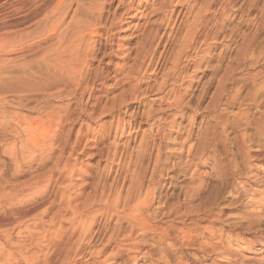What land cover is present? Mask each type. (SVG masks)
Instances as JSON below:
<instances>
[{"label":"rangeland","instance_id":"1","mask_svg":"<svg viewBox=\"0 0 264 264\" xmlns=\"http://www.w3.org/2000/svg\"><path fill=\"white\" fill-rule=\"evenodd\" d=\"M128 1L129 0H124V3ZM203 1L206 2L207 0H179L178 4H176L177 0H174L173 3L169 5V0H134V9L126 16H123L125 15L123 13L124 6L122 4V6L118 5V0H105V2L102 3L103 20L108 24L106 23V26H103V28L101 27L99 29L100 35L92 39L91 45L95 52L87 58V65L84 71L87 83L94 82L92 97L90 101L86 103L85 99L87 96L85 94L81 104V101H77V98L72 97L75 102L72 103V106L68 110V114L70 117L77 115L78 106L81 108H89L91 103L96 101L97 96L99 98L98 106L100 108H102L101 105L103 106L104 103L108 106L113 101L119 104L122 97L123 99L126 98V103L121 106L118 105V107L116 106L113 110L107 107L105 108V113L103 112V114L86 121L85 134L80 138L75 148L76 151L74 155L68 159L70 164H72V169L69 171L67 179L61 187L58 188L55 194L53 193V183L48 186V188H45L43 186L45 185V181L43 180L36 185L37 187L35 186L32 189L33 191L31 190V195L24 199V204L21 206L22 208H27L37 203H43L41 206L42 208L44 207V202L45 205L48 203L50 205L42 208L44 213L40 220H36V227L30 225L33 236L30 234L28 235L27 230H25L23 226L12 230L9 238L5 237V239L0 235V252H4L2 254H6L12 245L15 246L12 253L13 256L11 255L9 263L26 264L25 261H23L24 257L29 256L28 254L31 253L38 258L37 264H65L61 263V261L68 248L71 245L74 249L79 247L76 246L79 230L70 235L73 229L71 223L67 219L69 217L68 212L62 211L61 213V211H59L60 214L57 212L64 207L66 197L69 196L70 199L72 197V205L81 203L88 193L93 192L94 186L98 181L105 184L106 192L110 184L112 185L116 182L120 186V192L123 196L135 174L136 176L139 174H141V176L143 175L145 183H148L147 179L150 170L155 164L157 170L154 178V192L158 196L154 197L155 200L152 202L153 204L150 208V210H153V213L155 212L151 224L166 227L168 223L172 222L171 224L175 223L176 226L185 227L183 224L185 223L186 227L188 226L190 229L188 230V228H186V230L193 234L191 239L195 242V246L194 248L189 246L188 248L183 247L173 251L167 246V240L162 241L160 239V242L157 236L153 237L151 234H148L147 236L145 235L146 237H143L145 245L142 246V250L153 248L156 256L164 255V261H170L172 259L174 264H182L183 262H186L183 264H203L202 262L209 260V258L200 257V250L203 246L201 245L202 247H200L197 243L207 240L209 235L215 231L217 235L216 241L218 242L219 240L218 243H220V245L224 244L223 246H227L226 248L230 245L234 247V222L237 225L244 226L245 220L243 216L247 210L244 203L245 192H241L239 188L254 186L251 180L255 177L264 179V172L261 170L263 169L262 162L254 159L257 153L264 149V0H228L230 2V9L229 6L227 9H224L222 6L226 3V0H215L214 3H211L212 5L210 4L211 7L210 10H208L209 12H205L207 13L206 17L209 24L219 19L217 25H220L218 26L220 27V31L214 42L208 41L207 44L200 45V55L203 57H199V59L196 57L200 66L198 69H194L190 77L191 79H185L181 87V91L185 94L184 104L188 101L187 104H182L180 110L174 116L172 115L173 110L155 112L157 118L153 117L157 119V121L153 119L155 123H159V126L165 128V138L164 136H162V138L153 128L150 130L151 132L144 133V131L149 128V124L152 121V118H149L148 121L145 120L148 110H150L151 107L152 109H157L156 104L159 103L158 101H152L155 97L153 93H156L157 90L155 88L160 86L159 84L165 76L166 68L171 65L170 59L177 48V44H180L178 39L179 35L187 26V23L191 21L190 19H192L194 13L202 7ZM188 6L191 11L187 17L181 18L182 15L180 16L177 26L174 29V34L176 36L173 35L172 37H168V35L163 34L164 31L165 33L169 32L172 21L168 29L165 30V24L160 23L161 18H165L164 16L172 14L173 20L181 9L184 11V8ZM216 6L219 7L217 8ZM122 16L123 19L119 31L114 35H110L111 37L106 45L102 38H104V34L108 31V25L111 21H119ZM29 18L30 17L25 16L17 18V15H11L10 19L8 17V19L5 20L6 22H0V34L11 32L13 29L30 27L34 20H32L31 23ZM141 32L155 35L152 44H159L158 51L162 49L163 43L167 42L165 54L170 59L164 62L161 69L155 72H153L151 68L139 72L133 70L134 68H129V66L131 64L133 65L135 62L133 56L136 54L137 49H139L138 46L142 44L148 45V41L143 39ZM246 40H248V42ZM35 43L37 45L39 44L37 41ZM243 45L245 49H243L244 47L242 48ZM110 47L114 49V55L108 58V56H106V54L103 55V53L109 51ZM194 53L193 51H188L186 54L193 56ZM156 56H158V53ZM243 56L245 58H243ZM109 60H112L111 64L107 63ZM249 62H253L251 63L252 65H250ZM184 63H186V60L182 62V64ZM34 65L30 67L31 71H40L39 67L41 66ZM13 66L14 65H7L5 70L8 72H16V67ZM253 73L256 74L252 75ZM135 83L137 85V91H135L137 98L131 99L130 94ZM219 84L220 86L224 84V91L222 93L223 98L221 97L223 102L226 101L229 103V100H231V93L233 94L236 91V94H234L235 96L233 95V104H228L227 112L224 111L225 113H222V115L225 114L222 116V121L216 123L211 114H213L212 112L214 110L212 101L216 96L215 93ZM144 92H146L145 95H143ZM164 93L166 94V91L162 94ZM10 94L7 90L1 91L0 101L3 98L11 100L13 93L10 92ZM25 100V98L22 100V104L25 106L21 105L15 108L8 104H1L0 107V190H8L9 187L12 188L17 186L22 181L31 178L29 177L31 175H42V178L49 176L55 162L58 160V156H60L61 148L64 143V140L62 141L61 138L63 135H61L55 145L52 146L53 150H50L49 147L46 148L47 150L49 149L48 151L50 152L46 151V149L40 154L37 152L28 153L22 151L21 148L26 141L27 131H25L26 124L22 121L21 113L28 115L30 112H28L27 108L32 105L35 106V103H29V101L26 100L28 104ZM67 100L69 99L63 97L57 101L58 103L52 100L50 103L63 105ZM37 106H39V108H36ZM40 106L41 104L36 105V110L33 109L34 111H32L30 115H35V117L42 115ZM207 107H212V109L210 110V108L208 109ZM222 107L224 108V106ZM220 108L221 106L218 105L215 110H219ZM223 108H221V110ZM107 109H109V111ZM132 115L134 117L133 120L130 119ZM117 116L123 120L121 123L122 132L121 129L116 131L114 129L116 125L114 119H116ZM171 119H173V121ZM128 121L132 122V124L129 125ZM139 121L142 123L137 130L136 126L139 124ZM223 121L227 122H225L226 126L223 124L224 127L222 125V123H224ZM110 122H113V127L108 131V124ZM135 123L136 125L134 127ZM100 125H102V127H100ZM256 125L259 126L257 127ZM68 126L69 123L66 122L63 132L67 131L69 128ZM135 129L137 131H135ZM204 136L209 137L210 141L212 140L209 142L210 145L213 146H208V149H212L211 147L215 146L214 151H209L207 148L204 149V146H202L204 145ZM71 138L72 139L69 141L70 143L68 142L66 145L64 155L60 158L62 162L67 160L68 152L73 144L74 135H72ZM145 142H148V145L143 148L142 145ZM109 145L116 146V156L114 159H112V157L110 161L106 160V154L108 152L107 147ZM143 149L146 150L144 151ZM213 152H215L214 157H211ZM15 156H17V158ZM17 159L20 162H17ZM118 161L120 165L117 164ZM142 164H147L145 165L147 168ZM214 165H216L215 170L212 168ZM49 168L50 170H48ZM140 168H143V172ZM117 173H121L120 178L116 177ZM221 174L227 178L230 193H225L220 200V204L212 208L211 211L207 209V206L214 197L215 186L220 185L217 175ZM251 176L255 177L252 178ZM70 182L71 184H69ZM60 193L64 194V198L60 196ZM162 201H164L163 207L158 208L159 205H157V202ZM17 203L18 202H16L15 205L21 208L19 203ZM121 207L122 205L120 204L118 210H120ZM55 211L57 214H55ZM163 212L167 214L164 213L166 217L162 215ZM180 213L182 214L180 215ZM183 214L186 218H184ZM212 214H217L218 220L216 222L209 223L208 221H202L203 218L208 217V215L211 217ZM174 216L176 218L170 222V217L173 219L172 217ZM107 217V215L103 217L99 215V213L96 214L95 220L92 223V231L94 233L97 231V235L89 243H87V239L81 240V247H79L78 251L81 255L79 257L76 256L75 261L71 264H99L100 261H103V264L123 263L126 254L122 252L120 255L112 257L110 255V248L114 246V242L111 239H107L110 233H115L117 230L118 226L117 223H115L117 219L116 216H112L108 219L107 227L103 234L100 231ZM181 218H183V222ZM195 222V225H198L197 227L193 225V229L192 223ZM25 223L28 224L29 222L26 221ZM207 225L211 227L203 230L202 227ZM219 228H221V230H219ZM17 230L18 232H16ZM44 235H46L45 240L42 238ZM98 235H101L100 238H97ZM30 237L32 240L29 239ZM34 237L40 240L38 245L34 243ZM106 241L108 245L102 248V246L106 244ZM168 241L173 242L171 239ZM16 242L20 244L22 242L24 243H22V246L17 247L15 245ZM164 247L166 248L165 251H163ZM255 247H259V245ZM92 250H97L98 253L96 255L90 254ZM167 250H170V252ZM22 251L24 253L23 255ZM190 251L193 257L188 254L191 253ZM174 254L176 257H174ZM171 256H173V258ZM194 256L200 257H197L199 260L198 263L196 259H194ZM151 261H153L151 258L149 259L139 254L137 261L131 264H167L164 261H160L159 263ZM0 262L5 264L6 259L0 258Z\"/></svg>","mask_w":264,"mask_h":264},{"label":"bare ground","instance_id":"2","mask_svg":"<svg viewBox=\"0 0 264 264\" xmlns=\"http://www.w3.org/2000/svg\"><path fill=\"white\" fill-rule=\"evenodd\" d=\"M173 1L174 0H169V5L172 4ZM178 1L179 0H177L176 4H178ZM221 1L220 3L222 4ZM229 1L226 0V3L222 5L224 9H227L228 6L230 5ZM103 2H105V0H50V1H47V0L46 1L45 0H0V22L1 21L6 22L5 20H7L8 17L10 19V16L13 14L17 15V18L21 16L30 17L29 19L31 20L30 21L31 23H32V20H34L31 26L29 25L30 27H26L22 29H15V30L13 29V31L11 32L0 34V93L3 90L9 91V94L10 92L13 93V97L11 96L12 97L11 100H7L4 98L1 99L0 107H1V104L3 105L8 104L15 108L20 107L21 105L25 106L24 104H22L23 103L22 100L24 98L27 101H29V103L30 102L35 103L34 104L35 106L41 104L40 110H41L42 115L40 116L35 117V115L34 116L30 115V113L34 111L33 109H35V106L33 105L30 107L28 106L29 108L27 109H28V112H30L28 113V115L21 113V118L23 119L22 121L26 124L25 126L26 130L25 128L24 130L27 131V137L25 139L27 142L25 141V143L22 145V148H21L23 152H28V153L37 152L40 154L48 147L50 148V150H53L52 146L55 145V143L58 141L61 135H63V137H61L62 141L64 140V143L61 142L63 143V145L61 144L62 148L60 147L61 148L60 156H58V160L56 158L57 161L54 160L56 162L53 167V170L50 171L51 173L49 174V176L42 178V175L41 176L31 175L29 176L31 178H28L27 180L22 181L17 186H14L12 188L9 187L10 189L8 188V190H4V189L0 190V235H2L4 238L5 237L9 238L10 237L9 235L12 233V230L18 229L21 226H23V228L27 230L28 235L30 234L31 236H33L32 228H30V225L36 227L35 226L37 225L36 220L37 219L40 220L42 214L44 213V210L42 208L50 204L47 202L48 204L45 205V202H44V207L41 208L43 203L38 204L35 201L37 204L33 205V202L31 201L33 206L22 208L21 206L24 204V199L30 196L31 192L33 191L32 189L43 180L45 181V185H43L45 188H48V186H50L53 183L54 185L53 193L55 194L58 188H60L61 185L64 183V181L67 179V177L69 176L68 173L72 169V164H70L68 159L72 155H74L76 151L75 148L78 145L80 138L85 134L84 130L86 129V123H87L86 121L91 120L94 117H97L103 114V112L106 110L105 108L107 107L110 110L111 109L113 110L115 109L116 106L118 107V105L121 106L126 103V98L123 99L122 97V99H120L119 101V104H117V102L114 103L113 101L108 106L106 105V103H104L103 106L101 105L102 108H100L98 106L99 98L97 96L96 101L91 103L89 108H81L78 106L77 107L78 111L76 113L77 115H75L74 117H70L68 114L69 113L68 110L72 106V103L75 102L72 99V97L77 98V101H81L80 104L82 103V100H84L85 94L87 96L85 99L86 103H88L92 97V90L94 87V82L87 83V81L85 80L84 71L87 65V60H88L87 58L95 52L93 46L91 45V41L94 37L100 35L99 29L101 27L103 28V26H106V23H107V22L105 23V21L103 20V13H102V6H101ZM214 2L215 0H207L206 2L203 1L202 7L200 6L201 8H199L194 13V15L192 14L193 16H192V19H190L191 21L188 19L190 22L187 23V26L183 29V31L179 35L178 39L180 41V44L179 43H178L179 45L177 44V48L175 49V52L173 53V56L171 57V59L167 57L165 54L167 42L163 43L162 49L158 51L159 44L157 43L156 45L152 44V41L154 40L155 35L152 33L141 32L143 39L145 41H148L147 42L148 45L142 44L140 45L141 47L138 46L139 49H137L136 54L133 56L135 62L133 63V65L131 64L129 66L130 69L134 68L133 70H136L139 72V71L147 70L151 68L152 71L155 72L161 69V66L164 62H166L169 59L171 60V65L166 68L165 76L161 80L159 84L160 86L158 88H155L157 89L156 93H153L155 97L152 99V101H158L159 103L156 104L157 109H152L151 107L150 110H148L145 120L148 121L149 118H152L151 119L152 121L149 124V128H147V130L144 131V133L151 132L150 130L153 128L156 131V133L160 134L161 137L164 136L165 138L166 136L165 128L163 126H159L158 125L159 123L158 124L155 123V120L157 121V119L154 118L156 117L155 112L157 113V112H165V111L173 110L172 115L174 116L180 110V107L182 106V104H184L185 94L184 92L181 91V87L183 86L185 79L187 78L189 79L191 77V75L194 72V69L196 70L200 66L199 62L197 61L199 57H203L200 55V52H201V50L199 49L200 45L207 44L208 41L214 42L217 37V34L220 31V27H218L220 25H217L218 24L217 22L219 19H216L212 23L209 24V21L206 17L207 13H205V12H209L208 10H210V7H211L210 4ZM133 3H134V0H129L127 3H124V0H118V5L122 4L124 6L123 13L125 15L123 16L128 15V13H130V11L134 9ZM184 9H185L184 11L181 9L177 13L175 19L173 20H172V14L164 16L165 18H161L160 23L165 24V30L168 29L170 22L172 21V24L170 25V28H169L170 29L169 32L165 33L164 31L163 34L168 35V37H172L173 35H175L174 29L177 26L180 16L182 15L181 18L187 17L191 11L189 6ZM229 9H230V6H229ZM168 11H172V10H168ZM123 16L117 22L109 21L110 24L108 25V31L104 34L105 35L104 38L101 37L102 39H104L106 45H107V41H109V38L111 37L110 35L112 34L114 35L119 31ZM113 19H114V16H113ZM36 41L39 43L38 45L35 43ZM246 41L248 42V40ZM33 43H34V47H33ZM243 47L244 45L242 46V48ZM243 49H245V47ZM188 51H193L195 53L193 56L187 55L186 53ZM157 53H158V56H156ZM105 54L106 56H108V58H110V56L114 55V49L110 47L109 51H106L105 53H103V55ZM241 54H242V51H241ZM196 57L198 59H196ZM243 58L245 57L243 56ZM184 60H186V63L182 64ZM107 63L111 64L112 60L107 61ZM251 63L250 65H252ZM34 64L41 66L39 67L40 71L36 72L35 70H33L35 73L31 71L30 67L33 66ZM7 65H10V66L14 65L17 71L8 72L7 70H5V67ZM162 69H165V68H162ZM256 73H253L252 75ZM135 85H133L132 87V92L130 94L131 99L137 98V95H135V91H137V85L136 86ZM223 85L220 86L219 84V87L217 88V91L215 93L216 96L214 100L212 101L214 110L212 112L213 114L211 115L214 117L213 119L215 120L216 123L222 121V116L225 115V114L222 115V113L224 111L227 112L226 111L227 106L228 104L234 102V96H235L234 94H236V91L233 94L231 93V97H230L231 100H229V103H227L226 101L223 102L222 101V98H223L222 93L224 91ZM164 91H166V94L165 93L162 94ZM145 94L146 92H144L143 95ZM11 97H8V98H11ZM63 97H65V99H69L67 100V102H64L63 105L50 103L51 100L57 102ZM218 105H220L221 108H223L222 106H224V108L222 110L221 108L219 110H215L216 106ZM36 108H39V106H37ZM109 109L107 110L109 111ZM211 109L212 107L210 108V110ZM209 118H210V115H209ZM130 119L131 120L134 119L133 115ZM171 120L173 121V119ZM114 121L116 123V125L114 126L115 131L121 129V132H122L121 123L123 120L117 116V118L114 119ZM130 121H128L129 125L132 124V122ZM66 122L69 123V126H68L69 128L67 129L66 132H63L64 125ZM225 122L222 123V125L225 124L226 126L227 122L226 123ZM141 123L142 122L139 121V124L136 126L137 130ZM135 125L136 123L134 124V127ZM108 126H109L108 127V131H109L113 127V122H110ZM100 127H102V125H100ZM137 130L135 129V131ZM72 135H74L72 147L70 148L68 152L67 160L62 162L60 158L64 155V151L66 150V145L68 144L70 139H72L71 138ZM209 141H210V138L207 136H204L203 138L204 145H202L204 146V149L205 148L208 149V146L209 147L213 146V145H210V142L212 140L210 142ZM147 145H148V142H145L142 146L144 148V147H147ZM214 147H211L212 149H208V150L214 151L215 149ZM48 150L46 149V151ZM262 150L263 151L257 153L254 159H257L258 161L262 162L263 169L261 170H263L264 172V149ZM107 151L108 152L106 154V160L110 161L112 157H113L112 159H114L116 156V146L109 145L107 147ZM214 154L215 152L212 153L211 157H214ZM15 157L17 158V156ZM17 162H20V161L17 159ZM117 164L120 165V162L118 161ZM145 165L144 167H146ZM215 167L216 165L212 167L214 168L213 170H215ZM48 170H50V168ZM140 170L143 172V168H140ZM156 170H157V166L155 164L150 170V173L147 179L148 183H145L143 175L142 177L141 174L137 176L135 174V176H133L134 178L132 179L131 183L128 186V189L125 195L123 196L120 192V186L116 182L115 184H112V185L110 184L108 191L106 192L105 184L100 181H98L96 185L94 186L95 188L93 192L88 193L84 201H82L81 203L72 205V202H71L72 197L70 199L69 196L65 194L67 196L65 205L62 209H59L57 212L58 213L59 211H61V213L62 211L68 212L69 217L67 219L71 223V226L73 229L70 235H72V233H74L75 231L79 230L78 241L76 243V246L81 247L80 245L81 240L87 239V243H89L97 235V231L95 233L92 231V223L95 220L96 214L99 213V215L103 217H106V215L108 216L106 220L104 221V223L102 224V228L100 229L102 234L104 233V230L107 227L108 219L112 216H116L117 218L115 221V223H117V226H118L117 230L115 233H110L107 239H111L114 242V246L110 248V255L112 257L118 256L122 252L126 254V258L123 260L122 264L135 263L137 261V257L139 254H142L143 257L145 256L149 259L151 258L153 260L151 262H154V263H159L160 261H164L163 257L165 256L164 255L156 256L153 248L142 250L143 249L142 246L145 245V243L143 242V239H144L143 237L145 235L147 236L148 234H151L153 237L157 236L159 238L158 240L160 239L162 241L167 240V243H166L167 246L173 251L178 250L183 247L188 248L189 246L194 248L195 242L193 241V239H191L193 234L188 232V230H190L188 226L186 227L185 223H183L185 227H181L179 225L176 226L175 223H173L174 225L171 224L172 223L171 220H174V218H176L175 216L177 215L172 217L173 219H171L170 217L171 223H168L166 227L151 224L152 223L151 221L154 218L153 215L155 212L153 213V210H150V208L153 204L152 202H154L155 200L154 197L158 196L154 192L155 190L154 178H155ZM144 172H145V169H144ZM120 175L121 173H117L116 177L120 178ZM217 176H218V179H219L218 182L220 183V185L218 184L219 186L217 185H216L217 187L215 186L214 197L211 200V202L208 204V206L206 204L208 210H211L215 206H218L220 204V200L222 199V196L225 193H230V188H229V183L227 181V178L222 176V174L217 175ZM251 182L254 184V186L248 187V188L246 187L239 188L241 192H245L244 203H245L247 210L245 211V214L243 216L245 220L244 226L237 225L234 222V247L230 245L228 246V248H226L227 246L226 247L223 246L224 244L220 245V243H218L219 240L218 242L216 241V237H217L216 231L212 232V234L209 235V238H207V240H204L201 242L200 241L198 242L197 240L198 242L197 244H199L198 246L200 247L203 246V248L200 250L201 251L200 257L209 258V260L202 262L203 264H264V179L255 177L254 179L251 180ZM69 184H71V182ZM118 187H119V190H118ZM60 196L64 198V194H61ZM16 202L19 203V206L21 208H19L18 205H15ZM157 203H158L157 205H159L158 208H162L164 205V201L157 202ZM120 204L122 205V207L120 210H118V207ZM57 212L55 214H57ZM164 213L165 212H163L162 215H164ZM181 214L182 213H180V215ZM216 215L217 214H212L211 217H209L210 215H208L209 218L202 217L203 218L202 221H208L209 223L216 222L218 220V217ZM184 218H186L185 215H184ZM181 219L183 222V218ZM26 221L29 223L26 224L25 223ZM195 224L196 222L192 223V226L194 225L197 227L198 224L197 225ZM194 226H193V229H194ZM210 227L211 226L207 225V226H203L202 229L206 230ZM186 228H188V230H186ZM219 230H221V228H219ZM16 232H18V230ZM100 236L101 235H98L97 238H100ZM201 237H202V234H201ZM42 238L45 240L46 235L42 236ZM29 239H31V237ZM169 239L173 240V242L168 241ZM34 240H35L34 243L38 245L40 240L35 237L33 241ZM22 243L20 244L19 242L18 243L16 242V244L15 243L14 244L17 247H20L23 245ZM106 245H108L107 241H106V244L102 246V248H105ZM258 245L259 247H255ZM71 246L70 247L68 246L69 248L64 254L61 263L71 264L72 262L75 261L76 256L79 257L81 255L78 252L79 247L74 249V247L73 246L71 247ZM14 247L15 246L12 245L8 249L6 254H2L4 252H0V258L6 259L5 264H11V262L9 263V260L11 259V255L14 251ZM165 249L166 248L164 247L163 251H165ZM168 252H170V250ZM97 253H98L97 250L90 251V254L96 255ZM23 254L24 253L22 251V255ZM188 254L193 257L192 252ZM28 255L29 256L24 257V260H23L25 261L26 264H37L38 263V258L35 255H32L31 253H29ZM171 257L173 258V256ZM174 257H176L175 254H174ZM197 257L199 256H196V257L194 256V259H196L198 263L199 260ZM1 262H2V259H1ZM1 262L0 264H2ZM164 262H166L167 264H174V261L172 259L170 261H164ZM103 263H104L103 261L99 262V264H103ZM183 263H186V262H183Z\"/></svg>","mask_w":264,"mask_h":264}]
</instances>
